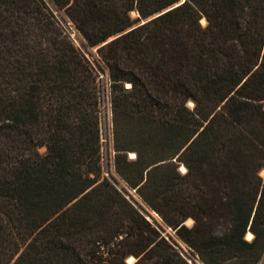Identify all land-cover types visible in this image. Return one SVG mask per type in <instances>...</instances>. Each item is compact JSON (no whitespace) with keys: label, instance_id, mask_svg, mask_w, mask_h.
<instances>
[{"label":"trees","instance_id":"trees-1","mask_svg":"<svg viewBox=\"0 0 264 264\" xmlns=\"http://www.w3.org/2000/svg\"><path fill=\"white\" fill-rule=\"evenodd\" d=\"M53 2L107 68L116 172L205 264H256L264 0ZM99 88L42 0H0V264H187L101 176Z\"/></svg>","mask_w":264,"mask_h":264},{"label":"rangeland","instance_id":"rangeland-1","mask_svg":"<svg viewBox=\"0 0 264 264\" xmlns=\"http://www.w3.org/2000/svg\"><path fill=\"white\" fill-rule=\"evenodd\" d=\"M45 6L52 12L54 18L58 23L64 28L68 34L73 45L80 50L90 64L93 66L95 72L97 73V80L100 86V171L101 176L107 178L142 214V216L155 228L158 234L165 240L170 249L169 252H174L178 257L184 260L187 264H205L196 253V251L191 248L176 232V228L166 224L158 212L152 209L144 200L137 194L135 188L130 187L123 178L116 172L114 167V155L115 150L112 146V117L110 108V88H109V78L108 71L105 65L100 60L98 54L96 53L97 47L88 46L79 32L74 27L73 23L67 18L63 9L58 7L53 0H42ZM131 16H135V12H131ZM204 23V19L201 20ZM128 86V84H126ZM187 105L192 107V102L188 101ZM38 151L40 153L45 152L44 146H39ZM133 152H127L128 158H132ZM184 169L182 164H178V170L183 172ZM260 175L264 176V169L260 171ZM183 224L190 228L193 225V219L191 217L185 218ZM251 235L248 236V232L245 234V238L250 239ZM129 258V259H128ZM133 255H128L125 258L126 264H133L136 261ZM156 259L148 262H154ZM256 264H264V251L261 254L260 259Z\"/></svg>","mask_w":264,"mask_h":264},{"label":"bare ground","instance_id":"bare-ground-1","mask_svg":"<svg viewBox=\"0 0 264 264\" xmlns=\"http://www.w3.org/2000/svg\"><path fill=\"white\" fill-rule=\"evenodd\" d=\"M250 235H251V233L248 232V236H250ZM128 259H129V258H128Z\"/></svg>","mask_w":264,"mask_h":264},{"label":"snow or ice","instance_id":"snow-or-ice-1","mask_svg":"<svg viewBox=\"0 0 264 264\" xmlns=\"http://www.w3.org/2000/svg\"><path fill=\"white\" fill-rule=\"evenodd\" d=\"M182 171L184 170V169H181Z\"/></svg>","mask_w":264,"mask_h":264},{"label":"water","instance_id":"water-1","mask_svg":"<svg viewBox=\"0 0 264 264\" xmlns=\"http://www.w3.org/2000/svg\"><path fill=\"white\" fill-rule=\"evenodd\" d=\"M183 1V0H182Z\"/></svg>","mask_w":264,"mask_h":264}]
</instances>
